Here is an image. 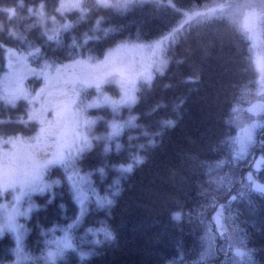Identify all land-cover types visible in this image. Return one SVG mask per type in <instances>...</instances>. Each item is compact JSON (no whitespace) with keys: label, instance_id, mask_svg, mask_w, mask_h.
I'll return each instance as SVG.
<instances>
[{"label":"trees","instance_id":"1","mask_svg":"<svg viewBox=\"0 0 264 264\" xmlns=\"http://www.w3.org/2000/svg\"><path fill=\"white\" fill-rule=\"evenodd\" d=\"M60 1L0 0V76L7 71L9 51L25 53L35 69L45 63L62 67L79 53L102 55L119 42L145 43L171 32L169 63L150 84L141 85L131 108L136 119L116 138L106 140V122H98L93 131L103 132L102 138L92 135V146L68 167L46 169L45 181L53 186L33 195L37 206L22 220L27 224L22 264H46L50 242L65 229L74 247L65 249L56 264H224L225 252L213 247L220 238L211 213L218 208L222 238L230 245L225 264H264V193L246 179L251 172L264 183V124L246 158L236 157L237 145L230 139L241 125L240 111L232 109L250 104L259 79L250 39L240 18L230 12L235 1L132 0L121 9L80 0L70 10L61 9ZM221 3L230 6L183 22L185 11ZM31 82L34 86L40 80L33 76L27 85ZM28 106L24 99L15 105L0 101V137L34 133L37 122L27 120ZM100 111L108 108L88 113ZM167 119L174 125H163ZM134 154L143 162L121 172L116 165L131 162ZM218 161L224 163L218 166ZM75 170L88 175V189L112 203L101 206L89 192L81 215L67 178ZM174 213H180L179 219ZM101 226L113 238L87 232ZM236 248L250 253V259L235 256ZM80 252L88 255L81 258ZM12 262L15 241L5 232L0 235V264Z\"/></svg>","mask_w":264,"mask_h":264},{"label":"rangeland","instance_id":"2","mask_svg":"<svg viewBox=\"0 0 264 264\" xmlns=\"http://www.w3.org/2000/svg\"><path fill=\"white\" fill-rule=\"evenodd\" d=\"M234 1L233 5L229 7L231 10L230 12L232 15L235 14L236 18H240L241 24L243 25L245 10L238 6L244 3L245 0ZM255 2L257 7L264 4V0H255ZM130 3H132V0H129L128 5ZM61 4L62 0L60 1V5ZM77 4L80 5V0H63V7L61 6L60 8L63 10H70L77 8ZM208 9L209 8L185 11L183 22L190 20L200 13L208 11ZM170 33L171 32L162 34L145 43L132 42L129 40L122 41L106 49L102 55L87 53L84 57V55L79 53L78 56L74 58L75 60L62 65L64 68L60 65L45 63L42 67L35 69L29 62L25 53L9 51L7 71L0 76V101L15 105L20 99L26 100L29 103L27 120L36 121L37 128L34 133L30 135L21 133L18 136H10L7 138L0 137V165L6 162L4 157H7L8 161L13 165H23L29 162L30 158L34 155L41 159L46 158L58 144L75 142L77 134L81 132H87L91 147L92 141L90 137L92 135L93 138L103 137V132L95 134L93 131L98 122H106L107 131L104 136L106 140H109L107 138V134L110 131L108 122L116 120L124 124V127L129 125L126 122L129 120V117H132L130 114L132 111L131 108L138 100V92L141 85L150 84L156 74L162 73L168 66V41L170 37H172ZM250 43L259 79L256 92L254 91V98L249 105L245 106L243 109H239L241 113V125L236 136L241 135V137H243L245 133L242 132V129L250 127L251 142L246 144L244 154L236 156L237 158H246L248 154H251L253 145L256 142L257 132L264 124V118L262 119L264 110L259 109L260 105H264V95L260 94L264 92L263 30H259L257 40L255 42L250 40ZM56 66L59 68L57 69ZM61 68L66 70V72H63L64 75H60ZM149 75L151 76L150 83L147 82L146 79ZM33 76L38 78L40 82L38 84L35 83L34 86L31 85L32 82L30 85H27V79ZM133 87L135 88V92L132 94L136 97V101L129 105L126 96ZM253 106L257 107L256 110L249 111V108ZM100 108H108V111H100L96 114L97 116L88 113L90 109L98 110ZM89 118L95 119V123L91 128H86L84 120ZM114 137L116 138V136ZM236 147L238 148V145ZM86 148L89 147H85L83 150ZM45 149H47V151H45ZM45 172L42 176V190L37 189L27 192L21 197L18 204L13 199L14 193L11 189L0 193V205H6L9 210L12 206H16L19 212L27 213L26 215L16 216V224L19 226L16 231L5 228L0 232V235L5 232L11 233L15 241V262L10 264H17L16 250L18 247V235L19 247L22 249L20 264L27 259L23 258L27 257L24 249L27 224H24L22 220L24 218L28 219L37 206L36 201L34 202L33 195L42 192L47 187L50 188L53 186L52 182L47 184L45 181ZM73 173H76V170ZM79 176L86 177L85 191H87L90 186L88 175L82 174ZM253 179L255 180V178ZM73 180H77L76 175H73ZM257 182L264 184L259 181ZM4 211V209H0V222L4 219ZM211 214H213V219L216 212ZM213 223H215L214 219ZM215 227L217 235L220 238L219 240H223L219 242L218 238H216L213 247L222 248V252L226 253L230 245L226 241V238H222L225 232L221 234V230L217 228L216 223ZM56 239L57 238L52 239V241ZM54 247L55 245L51 244L48 251ZM225 253L222 257L224 264L227 262V259L224 257Z\"/></svg>","mask_w":264,"mask_h":264},{"label":"snow or ice","instance_id":"3","mask_svg":"<svg viewBox=\"0 0 264 264\" xmlns=\"http://www.w3.org/2000/svg\"><path fill=\"white\" fill-rule=\"evenodd\" d=\"M99 6L102 7H117V8H126L128 6L129 0H115V3L112 0H97ZM61 6L63 7V0ZM79 7V4L76 5ZM229 5L227 3H221L213 6L212 8L208 9L210 14H216L217 10H224ZM239 8H243L245 10V19L243 28L247 34V38L255 42L257 40V34L259 30H264V4H261L257 7L255 0H245L244 3L238 6ZM83 11H86L83 10ZM99 23V21H97ZM67 27V25H65ZM49 39H52L50 36ZM147 82H151V76L149 75L147 78ZM135 88L130 89V93L126 96V100L129 105L135 103L136 97L134 96ZM264 95V92L260 93ZM115 108V107H114ZM256 106L250 107L249 111H255ZM260 110H264V105L259 106ZM233 113H237L239 111V106H234L232 109ZM136 117L132 116L129 117V120L126 122L128 124H132L135 121ZM95 123V119L89 118L84 120V125L86 128H91V126ZM175 121L171 119H167L162 121L163 125L168 127L173 126ZM254 126V125H253ZM108 127L110 131L107 134V138L111 139L114 136H118L124 127V124L112 120L108 122ZM242 132L245 133L243 137L241 135H237L235 138H230L233 140V143L238 145V148L235 151L236 156H241L244 154L246 149V144L251 142V128L242 129ZM159 133H153V135H158ZM148 135V133H145ZM99 139V137H97ZM149 143H154V141L150 140ZM85 147H90V141L88 138L87 132H81L77 134V139L75 142H71L68 144H58L51 152L46 156V158H39L38 156H32L29 162L23 165H13L11 164L7 157H4L5 163L0 165V193H3L9 189L12 190L14 193V201L18 204L21 197L25 195L27 192L35 191L37 189L42 190L41 185H43L42 176L45 170L54 164H60L61 166L70 165L71 162L83 151ZM143 147V145H141ZM116 148H120V144H116ZM108 150V145H105V151ZM47 151V149H45ZM143 162V157L139 154H134L131 157V162L126 164H118L116 167L121 172H131L133 169L134 164H139ZM223 161H218L217 165L223 164ZM256 166H259V161L256 163ZM101 175L104 173V169H98ZM73 175L77 176V180H73ZM69 181H72V188L75 193V199L80 204V214L83 215L85 208L84 204L85 201L89 198V192L91 195L95 196L97 204L103 206L105 204H111L112 200L107 196H100L95 189L89 188L88 191H85V184H86V177L79 176L78 173H70L67 177ZM246 179L251 182L252 187L255 188L257 191L264 192V184H260L253 179V175L251 172L248 173ZM116 183H119L117 181ZM119 189H115V194L118 192ZM223 206H221L222 209ZM0 209H4V219L0 222V232H2L5 228L11 229L16 231L19 227L16 224V216L18 215H26L27 213L19 212L16 206H12L10 210L6 205H0ZM174 218L179 219L180 213H174ZM79 217H77V220ZM215 220L216 226L218 229L221 230V234L224 231V224H223V214L222 210L218 209L216 211V215L213 218ZM71 225H69V228ZM64 235L60 238H57L50 243L55 245L54 248L50 249L45 256L46 264H56L57 257L63 255L65 249L73 248L74 245L72 243L71 237L67 231V229L63 230ZM87 232L92 233L93 237L96 236L97 233H103L104 237L107 239L113 238L111 231L106 226H101L99 228H88ZM94 243H99V240H94ZM17 264H20L22 259L21 252L22 249L19 247V235L17 236ZM235 255L238 257L243 258L245 255L249 256L250 253H246L241 248H236L234 250ZM88 253L80 252L81 258H84ZM26 259L27 257H23Z\"/></svg>","mask_w":264,"mask_h":264}]
</instances>
